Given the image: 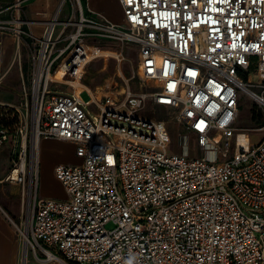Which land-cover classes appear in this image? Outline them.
<instances>
[{"label":"built area","instance_id":"obj_1","mask_svg":"<svg viewBox=\"0 0 264 264\" xmlns=\"http://www.w3.org/2000/svg\"><path fill=\"white\" fill-rule=\"evenodd\" d=\"M27 1L0 11V33L29 61L22 102L0 106L2 181L27 207L23 229L10 219L23 252L60 264H264V0H117L119 22L59 0L40 35ZM105 42L137 47L139 88L124 79L97 97L84 70ZM242 94L255 127L238 123ZM147 103L173 112L186 145L169 151V125L144 115ZM42 139L75 145L80 162L54 167L65 198L38 194Z\"/></svg>","mask_w":264,"mask_h":264},{"label":"crops","instance_id":"obj_2","mask_svg":"<svg viewBox=\"0 0 264 264\" xmlns=\"http://www.w3.org/2000/svg\"><path fill=\"white\" fill-rule=\"evenodd\" d=\"M13 1L0 0V11L10 6ZM58 3L59 0H28L25 2L26 17L35 21L30 25L34 34H41L43 25L39 21L49 19L55 12ZM65 12L66 9L64 8L59 13L58 18L60 20L65 18ZM85 12L93 13V15L101 14L115 22L122 19V10L117 0H88ZM0 16L5 18L8 16V12H1ZM28 78L29 61L25 48L18 47L15 39L9 34L0 33V106H18L23 100V85L27 84ZM111 82H114L111 78H105L98 85L104 86V84L107 85ZM91 83L93 84L92 81ZM40 144L39 161L40 147L41 149H48L49 146L53 147L54 145H56V150L53 153L55 165L80 160L75 155V145L71 142L42 139ZM9 152L8 143L0 147V264H60L54 261L39 262L31 252H28L25 257L27 252L25 249L23 252L22 239L11 221L21 218L25 207L18 194L20 187L2 181L10 165ZM1 155H6L7 164H4ZM45 197L58 198L53 194Z\"/></svg>","mask_w":264,"mask_h":264},{"label":"rangeland","instance_id":"obj_3","mask_svg":"<svg viewBox=\"0 0 264 264\" xmlns=\"http://www.w3.org/2000/svg\"><path fill=\"white\" fill-rule=\"evenodd\" d=\"M83 4L84 1L82 0ZM67 6H65V9ZM123 20V17L120 21ZM103 51L109 54L110 56H105L102 59L93 60L85 69L86 77H89L87 73H92L90 78L93 82V85H98L100 81L105 78H111L115 85L120 86V83H124V79H129L130 87L136 89L141 86L140 81L136 75V65H137V47L134 44H128L125 48H122L119 44L116 43H104ZM122 56L124 58H122ZM99 69V70H98ZM134 74L133 77H131ZM131 78V79H130ZM147 84V83H146ZM105 85V84H104ZM77 88V92H84V89ZM86 94V93H85ZM146 116H153L160 118L166 121L169 125L172 147L169 150L170 152H175L177 150V145H186L188 136L186 135L185 130L177 124L173 119V112L167 108H155L150 103H147L146 110L143 112ZM253 115L252 122L249 120L250 115ZM256 105L251 99L242 94L239 108V121L238 123L244 127H251L257 124L256 123ZM257 135V133H255ZM258 136H253L252 139L256 140ZM51 140V139H46ZM41 146V144H40ZM54 145L49 146L48 149H41L40 147V161L38 167V194L39 196H47L49 194L56 195L59 199L65 198V193L62 185L56 179L54 175V160L53 156L55 149ZM190 155H197V150L193 141L190 142ZM2 161L4 164L8 163L6 160V155H1ZM80 160L73 163H78ZM19 194V193H18ZM19 199V197H17ZM27 207L23 209L22 217L19 219H13L14 223L20 228L23 229L25 225ZM112 225L108 224L107 228H111ZM17 234L19 231L16 229ZM20 237V235H19Z\"/></svg>","mask_w":264,"mask_h":264},{"label":"bare ground","instance_id":"obj_4","mask_svg":"<svg viewBox=\"0 0 264 264\" xmlns=\"http://www.w3.org/2000/svg\"><path fill=\"white\" fill-rule=\"evenodd\" d=\"M102 51L103 50H101V51L100 50H97V53L98 54H101V56H103V57L110 56L109 55L110 53H107V52L103 51V54H102L101 53ZM103 57H100V58H103ZM79 86H82V85H80V82H77V84H76V93L79 94L84 99V101H88L90 99L89 92L88 91H85V90H84V92H81V91L77 92V88ZM104 87H106V84L104 86H100V87L97 88V91H96L97 97H100L101 96V93H104L105 92V88ZM22 232L24 233V235H26V229H24V231H22Z\"/></svg>","mask_w":264,"mask_h":264},{"label":"trees","instance_id":"obj_5","mask_svg":"<svg viewBox=\"0 0 264 264\" xmlns=\"http://www.w3.org/2000/svg\"><path fill=\"white\" fill-rule=\"evenodd\" d=\"M4 108L3 107H0V112H4Z\"/></svg>","mask_w":264,"mask_h":264},{"label":"water","instance_id":"obj_6","mask_svg":"<svg viewBox=\"0 0 264 264\" xmlns=\"http://www.w3.org/2000/svg\"><path fill=\"white\" fill-rule=\"evenodd\" d=\"M87 74H88L89 78H91V77H92V73H87Z\"/></svg>","mask_w":264,"mask_h":264}]
</instances>
